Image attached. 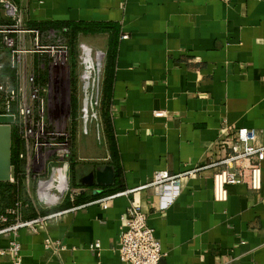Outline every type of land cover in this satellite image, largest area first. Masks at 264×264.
<instances>
[{
	"label": "crops",
	"instance_id": "0c3cea01",
	"mask_svg": "<svg viewBox=\"0 0 264 264\" xmlns=\"http://www.w3.org/2000/svg\"><path fill=\"white\" fill-rule=\"evenodd\" d=\"M13 1L27 26L115 29L78 32L103 53L99 109L106 99L115 161L106 137L84 139L70 165L80 201L35 232L19 229L20 264H123L116 247L130 203L147 214L164 252L160 264H264V159L259 192L237 183L227 185L225 201L212 196L233 131L254 128L264 143V0ZM106 165L113 183L101 185L95 171ZM164 169L183 175L179 194L161 208L148 183ZM130 189L106 208L92 202ZM45 237L66 248H44ZM9 239L0 235V250ZM95 241L99 248H90ZM13 262L0 254V264Z\"/></svg>",
	"mask_w": 264,
	"mask_h": 264
},
{
	"label": "built area",
	"instance_id": "2783aa9c",
	"mask_svg": "<svg viewBox=\"0 0 264 264\" xmlns=\"http://www.w3.org/2000/svg\"><path fill=\"white\" fill-rule=\"evenodd\" d=\"M0 8L4 19L0 21V54L7 53V65L15 69L14 83H9V77L0 74V114L12 115L11 133L15 137L14 177L9 181H22L27 192L28 202L17 199L12 205L0 209V235L9 234L10 239L6 249L0 254H9L14 259L13 264H20V242L17 238L19 229L31 232L48 219H56L67 209H60L42 215L36 212L26 216L24 212L30 205H60L65 198L74 202L77 195L83 192L81 187L72 186L68 169L69 148L65 142L53 141L52 131H47L43 121L45 109L44 100L39 97V87L32 73L22 74L18 68L22 53L26 52V43L31 39L37 45L39 30L23 23L18 5L13 0H0ZM66 30L65 27L62 28ZM50 32H54L51 30ZM85 78L94 82L95 72L99 73L103 53L97 51L92 56L91 65L83 60ZM0 62V72L2 69ZM97 66V68H96ZM84 75V74H83ZM88 84V83H87ZM258 131L254 128L239 127L231 137L225 140L229 152L218 162L223 165L212 175V196L215 201H225L228 196L227 185L243 183L248 189L259 192L262 188V161L264 159V143L258 140ZM31 159L29 151H39ZM182 174H170L167 170H157L152 175L148 185L157 189L161 208L170 205L181 190ZM33 182V196L30 194V182ZM146 186V185H144ZM140 186V187H144ZM131 191H123L104 195L92 202L100 203L103 208L116 196ZM73 205H76L73 203ZM82 205V204H80ZM74 207L70 208L73 209ZM44 248L58 251L65 245L58 240L45 237ZM98 241L89 244L90 248L98 249ZM120 261L123 264H160L164 255L159 240L155 237L153 228L147 223V214L135 203H130L122 216V227L116 247Z\"/></svg>",
	"mask_w": 264,
	"mask_h": 264
},
{
	"label": "rangeland",
	"instance_id": "374dc122",
	"mask_svg": "<svg viewBox=\"0 0 264 264\" xmlns=\"http://www.w3.org/2000/svg\"><path fill=\"white\" fill-rule=\"evenodd\" d=\"M3 19L0 15V20ZM68 37L66 32L56 34L39 30L37 45H34L31 39L26 43L27 51L22 53L21 64L18 68L22 74L26 71V73L34 75L39 87L38 95L44 100L43 121L45 128L47 131L53 132V141H61L67 144L70 173V165H72L75 156L79 154L78 148L80 144H83L84 139H96L97 141L99 139L101 141L105 137V133L102 114L99 109L98 86H100L101 65L99 66V73L97 74L96 71L94 74V82L92 83L91 79L87 82L83 77L85 70L81 63V47L82 45L88 47L90 45L81 36L77 35L72 43ZM89 48H91L93 58H95V53L100 50L93 49L91 46ZM0 62H2L3 67L7 65L6 52H3ZM7 67V73L3 75L9 77L11 84L15 80L17 81L15 69L9 65ZM1 72H4L3 69ZM36 153L40 154V150L29 151L30 162ZM15 185L19 193L16 196H13L16 192L8 194L6 200L8 205H5V201H2L3 197L0 195V209L12 205L13 202L11 203V201L23 193L25 197H28L22 181L18 180ZM18 185L20 186L18 187ZM30 194L33 196L32 180L30 182ZM55 206L28 205L24 215L32 216L33 213L36 214L37 210L41 212Z\"/></svg>",
	"mask_w": 264,
	"mask_h": 264
},
{
	"label": "trees",
	"instance_id": "16d2710c",
	"mask_svg": "<svg viewBox=\"0 0 264 264\" xmlns=\"http://www.w3.org/2000/svg\"><path fill=\"white\" fill-rule=\"evenodd\" d=\"M28 26H31V27H34V28H38V30H42V26L46 27L48 26L47 23H40V25L38 24H34V25H29ZM69 32L67 33L68 34V38H69V41L72 43L74 40H75V37L78 35V32L80 31H102V30H106V29H113L115 30L113 27H110L108 24H105V23H86V22H77V23H72L69 25ZM48 29H52L54 31V33L58 34V33H65L66 31H63L62 28L63 26L60 25V26H56V27H46ZM113 40H112V44L110 47V52H109V55H108V59L113 57L114 55V44H113ZM109 64V62H108ZM109 69V66L107 67ZM3 71L4 72H1L0 74L3 75V74H6L7 73V70H8V67L7 65H5L4 67H2ZM106 99H103V107H102V119H103V123H104V126H103V129H104V133H105V137L107 139V143H108V148L110 150V155L111 157L113 158L112 160L115 161V145H114V142H113V138H112V131H111V123H110V120H109V117L107 115V111H106V103H105ZM13 142L15 143V137H14V134L13 132L11 133V162L13 163L14 162V148H13ZM118 169H116V173H117ZM17 182V181H16ZM16 182H13V183H10V182H0V195L1 197H3L2 201H5V205H8L6 204V200H7V197H8V194H11V193H14L16 192L13 196H16L18 192V188H16L17 186L15 185ZM71 185L72 186H75L73 183H72V180L70 181ZM20 185H18L19 187ZM23 190V189H22ZM110 192V190H109ZM83 192H81L79 195H77V197L75 198L74 202H70L68 198H65L63 200V202L60 204V205H56L55 207L53 208H50V209H44L43 211H41L40 213L41 214H45L46 212H49V211H52V210H56V209H62L63 207H66V206H69L71 204H78V202L80 201V197L82 196ZM14 198V197H13ZM12 198V200H13ZM17 199H22L25 203L28 202V198L25 197L24 193L23 195L21 196H17L16 198H14L13 201H11V203L15 202ZM10 203V204H11ZM30 205V204H29ZM10 206V205H9ZM35 215V213L32 214V216Z\"/></svg>",
	"mask_w": 264,
	"mask_h": 264
},
{
	"label": "water",
	"instance_id": "95a60500",
	"mask_svg": "<svg viewBox=\"0 0 264 264\" xmlns=\"http://www.w3.org/2000/svg\"><path fill=\"white\" fill-rule=\"evenodd\" d=\"M12 115L0 114V182H7L14 177V167L11 163V128ZM92 176V175H91ZM95 181L101 185L113 183V171L106 165L95 171Z\"/></svg>",
	"mask_w": 264,
	"mask_h": 264
},
{
	"label": "bare ground",
	"instance_id": "6f19581e",
	"mask_svg": "<svg viewBox=\"0 0 264 264\" xmlns=\"http://www.w3.org/2000/svg\"><path fill=\"white\" fill-rule=\"evenodd\" d=\"M83 57H84L83 60L87 64V66L91 65L92 56L90 54V49H89L88 46H84V48H83ZM83 77L84 78H87L88 77V73L85 72L84 75H83Z\"/></svg>",
	"mask_w": 264,
	"mask_h": 264
}]
</instances>
